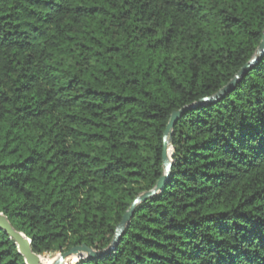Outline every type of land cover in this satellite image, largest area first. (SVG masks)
<instances>
[{
    "label": "trees",
    "instance_id": "obj_1",
    "mask_svg": "<svg viewBox=\"0 0 264 264\" xmlns=\"http://www.w3.org/2000/svg\"><path fill=\"white\" fill-rule=\"evenodd\" d=\"M264 0H0V213L72 264H264ZM0 264H25L0 228Z\"/></svg>",
    "mask_w": 264,
    "mask_h": 264
},
{
    "label": "water",
    "instance_id": "obj_2",
    "mask_svg": "<svg viewBox=\"0 0 264 264\" xmlns=\"http://www.w3.org/2000/svg\"><path fill=\"white\" fill-rule=\"evenodd\" d=\"M263 53H264V33L262 36V41L255 53V56L250 60V62H248L240 70V72L234 77V79L226 87H224L218 94H216L215 96L211 98H205L201 100L199 103L216 101L222 95L232 90L233 87L239 81V79L247 72L249 67L252 64H254ZM185 111H186V108L173 112L165 127V130L163 133V150H162L163 175L159 178V180L156 182L155 187L151 191L142 193L134 199L128 211L123 216L121 222L117 225L115 229L114 237L112 239L110 246L102 253H96L92 251L91 249L87 248L85 245L72 247L68 249L67 251L59 254L52 261L51 264H71V262L75 260V258L79 257L80 255H85V257H95V256L102 255L108 251H112L115 249L119 237L122 235L130 218L132 217L134 208L139 203L145 201L146 199H148L149 197L157 193L159 190H162L164 188L165 182L169 178L170 169L172 167V159H171L172 153L169 155V150L171 149V142H172L171 137H172L173 127L176 121L183 115ZM0 228L8 235V237L11 240L14 241L18 249V253L23 257L25 264H41L40 262L41 256L33 253L29 239L24 234L15 231L10 225L7 218L1 213H0Z\"/></svg>",
    "mask_w": 264,
    "mask_h": 264
},
{
    "label": "rangeland",
    "instance_id": "obj_3",
    "mask_svg": "<svg viewBox=\"0 0 264 264\" xmlns=\"http://www.w3.org/2000/svg\"><path fill=\"white\" fill-rule=\"evenodd\" d=\"M57 256H55L54 258H45V259L52 262ZM84 257H85V255H80L79 257L75 258V260H73L72 262L76 261L77 259L84 258ZM72 262H71V264H72Z\"/></svg>",
    "mask_w": 264,
    "mask_h": 264
},
{
    "label": "bare ground",
    "instance_id": "obj_4",
    "mask_svg": "<svg viewBox=\"0 0 264 264\" xmlns=\"http://www.w3.org/2000/svg\"><path fill=\"white\" fill-rule=\"evenodd\" d=\"M169 155H170V150H169ZM40 262H41V264H51L52 263V262H50L47 259L42 258V257H40Z\"/></svg>",
    "mask_w": 264,
    "mask_h": 264
}]
</instances>
